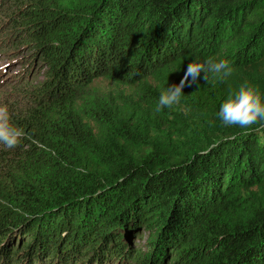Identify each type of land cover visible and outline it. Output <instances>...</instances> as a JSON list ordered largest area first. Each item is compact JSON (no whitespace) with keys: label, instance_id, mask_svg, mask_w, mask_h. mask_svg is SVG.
Masks as SVG:
<instances>
[{"label":"trees","instance_id":"obj_1","mask_svg":"<svg viewBox=\"0 0 264 264\" xmlns=\"http://www.w3.org/2000/svg\"><path fill=\"white\" fill-rule=\"evenodd\" d=\"M0 15L43 67L6 104L24 135L0 144V264H264V121L216 115L243 82L264 96V0H0ZM209 57L233 88L202 72L179 103L195 123L157 112ZM144 228L157 237L131 249Z\"/></svg>","mask_w":264,"mask_h":264},{"label":"clouds","instance_id":"obj_2","mask_svg":"<svg viewBox=\"0 0 264 264\" xmlns=\"http://www.w3.org/2000/svg\"><path fill=\"white\" fill-rule=\"evenodd\" d=\"M232 71L227 59L217 60L209 57L202 62L191 61L180 82L167 86L160 93L155 110L159 112L162 108H171L179 104L186 82H197L202 72L205 74L203 79L208 80L210 73L220 79H226L232 74ZM216 115L224 126L235 125L246 128L258 121H264V96L257 88L243 82L220 104ZM23 135V130L10 123L7 106L0 105V144L7 148H13Z\"/></svg>","mask_w":264,"mask_h":264},{"label":"rangeland","instance_id":"obj_3","mask_svg":"<svg viewBox=\"0 0 264 264\" xmlns=\"http://www.w3.org/2000/svg\"><path fill=\"white\" fill-rule=\"evenodd\" d=\"M8 20L0 15V105L8 104L7 101L9 100L16 101L18 99L16 93L19 89L24 91L22 86L24 83H36L43 78V67L39 66L38 57H31L34 51L32 46L28 42L27 44L20 43L16 38L11 37V32L8 33L7 31L11 29L12 22ZM35 55L37 54L35 53ZM238 77L239 74L232 71L229 77L222 79L227 90L233 88ZM93 86L98 89L100 94L116 93L117 91H122L123 94H131L135 91L134 86L117 87L104 79L96 80ZM174 107L175 111L183 114V120L186 124L197 121L196 116L191 112H187V109L182 105L177 104ZM179 132L183 133V127L179 129ZM140 234L139 237L134 235L131 238V249L145 250L152 239L157 237L158 232L156 231L153 235L151 231L144 228Z\"/></svg>","mask_w":264,"mask_h":264}]
</instances>
